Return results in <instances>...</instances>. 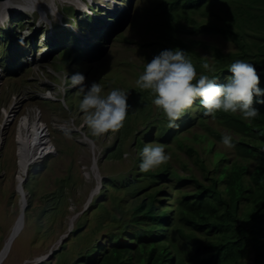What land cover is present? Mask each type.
I'll list each match as a JSON object with an SVG mask.
<instances>
[{
  "label": "rangeland",
  "instance_id": "obj_1",
  "mask_svg": "<svg viewBox=\"0 0 264 264\" xmlns=\"http://www.w3.org/2000/svg\"><path fill=\"white\" fill-rule=\"evenodd\" d=\"M160 1L114 0L122 9L117 10L119 16L111 15L112 21L99 20L96 16V26L93 18H85L82 13L80 18L74 15L73 7L62 0L54 4L49 0L54 11L56 5L66 13L62 24L58 23L60 18L54 16L53 23L45 27L38 13L32 17L28 9L0 14V21L3 17L5 21L0 22V251L23 219L12 249L1 264H76L74 262L88 247L90 250L95 241L108 244L106 233L115 230L121 222L129 221L135 205L146 193L142 188L163 187L166 190L160 194L164 198L163 205L180 195L175 190L195 188L194 182H179L174 177H164L150 187H146L145 176L133 180L141 163L137 160L135 134H142L150 121L156 125L159 118H165L152 103L154 97L136 88V80L145 64L162 51L150 41L161 39L167 43L164 36L168 35V30L163 24ZM190 15L203 21L200 12ZM179 21L187 26L178 34L191 41L194 50L208 62L213 60L214 47L224 52L238 47L234 39L220 33L190 32L193 24L190 18L180 17ZM67 23L74 24L75 30H70ZM75 73L86 77V87L99 83L102 95L114 88L128 93V110L132 111L127 116L132 117L126 116L118 132L99 138L91 135L79 108L83 93L78 90L80 86L71 84ZM196 109L198 106L194 104L185 116L189 114L190 118ZM31 111L37 113L45 128V140L51 147L46 155L39 153L40 157L27 169H22L18 161V133L23 119ZM206 122L220 129L223 135L230 134L214 117H208ZM127 125L132 128L128 129ZM179 130L189 137L194 132H206L198 124V118ZM143 138L146 144L160 143L148 133H144ZM119 140L123 144L115 154L108 155L109 148ZM169 143L172 147L165 151L171 157L173 169L179 174L193 173L200 179L204 178L201 161L209 163L214 149L224 151L231 158L235 154L234 147H226L216 137L212 151L204 148L207 139L193 142L196 148L193 154L184 148H175L174 139ZM125 153H128L127 158ZM94 155L97 168L93 164ZM31 171L34 175L30 193L23 183L27 206L28 198H32L26 216V212L21 215L24 205L17 184L21 176L25 181ZM93 193L96 194L89 201ZM68 236L62 251H57Z\"/></svg>",
  "mask_w": 264,
  "mask_h": 264
},
{
  "label": "trees",
  "instance_id": "obj_2",
  "mask_svg": "<svg viewBox=\"0 0 264 264\" xmlns=\"http://www.w3.org/2000/svg\"><path fill=\"white\" fill-rule=\"evenodd\" d=\"M159 3L163 7V24L168 30L164 37L171 46L161 39L151 40V45L161 50H183L192 59L198 76L208 75L218 83L226 82L223 79L230 75L228 66L234 61L252 63L261 76L260 87L264 88V0H162ZM198 12L203 21L190 15ZM180 17L191 19L190 32L220 33L234 39L238 47L228 52L214 47L213 60L208 62L194 50L191 41L178 34L187 26L180 23ZM205 62L213 71L202 68ZM195 104L198 106L196 113L190 118L189 114L183 115L178 125L190 124L198 118V124L206 132H194L189 137L181 134L179 127L168 128L166 118H161L164 122L159 118L157 126L150 121L142 134L134 136L139 163L142 161L139 153L147 143L144 133L160 142L153 146H163L165 150L172 147L169 140L174 139L175 148H184L193 154L196 150L193 142L207 139L204 148L212 151L215 137L221 139L223 133L206 122L210 116L230 132L235 148L233 158L214 149L209 163L201 161L203 179L193 173L179 174L170 160L147 173L137 170L133 180L145 176L146 187L158 184L164 177H174L179 182H194L195 188L175 190L180 195L166 205L160 195L166 191L163 187L142 188L146 193L135 205L129 221L121 222L115 230L106 233L108 244L95 241L94 246L90 250L88 247L74 263L264 264V104H254L259 113L250 121L243 120L239 113L217 111L214 115H205L199 100ZM129 111L132 109L127 114ZM127 127L131 129L132 125ZM122 144L117 141L109 148L108 155L115 154ZM32 174L33 171L24 181L29 193ZM31 204L30 197L26 211ZM67 239L69 236L57 251H62Z\"/></svg>",
  "mask_w": 264,
  "mask_h": 264
},
{
  "label": "clouds",
  "instance_id": "obj_3",
  "mask_svg": "<svg viewBox=\"0 0 264 264\" xmlns=\"http://www.w3.org/2000/svg\"><path fill=\"white\" fill-rule=\"evenodd\" d=\"M61 1V0H52ZM73 7V14L82 13L93 18L94 25L98 23L96 16L108 21L115 15L111 11L114 7L119 12L117 2L114 0H62ZM43 2L46 4H43ZM40 2L43 12L47 13L42 17L40 9H28L33 17L36 12L40 16V22L45 27L53 23V18L59 17V24L65 18L64 14L56 8L51 13L47 8L45 1ZM112 3V4H110ZM47 8V9H46ZM61 15V16H60ZM53 16V17H52ZM73 18V15H70ZM103 16V17H101ZM74 21L76 19H73ZM5 22V21H3ZM77 24L78 21L76 22ZM4 24V23H3ZM70 30H75V25H69ZM90 26V24L88 25ZM202 68L213 71L208 63H203ZM230 75L226 77L225 83H218L217 80L209 78L208 75L200 74L198 76L196 67L181 49L162 50L155 55L150 62L144 66L142 73L136 80V88L148 91L154 99L152 103L162 111L167 119L168 128H177V121L180 120L187 110L199 100L200 106L205 110V115H214L217 111L224 113H239L245 121L253 120L257 117L259 109L254 104H264V88H261V76L254 64L244 60H236L228 66ZM86 77L82 73H75L71 77L73 87L80 86L79 91L83 93L79 108L85 115V123L93 137L99 138L109 132H118L126 120L128 104V93L114 88L107 95H102V88L99 83L93 82L90 87H86L84 82ZM221 142L226 147H234L230 135H222ZM127 158L128 153L124 154ZM139 156L142 161L139 170L143 173L152 171L170 159L163 146H153L146 144L140 151ZM27 198V197H26ZM94 196L91 198L92 201ZM27 208V207H26ZM26 212V211H25Z\"/></svg>",
  "mask_w": 264,
  "mask_h": 264
},
{
  "label": "bare ground",
  "instance_id": "obj_4",
  "mask_svg": "<svg viewBox=\"0 0 264 264\" xmlns=\"http://www.w3.org/2000/svg\"><path fill=\"white\" fill-rule=\"evenodd\" d=\"M41 1L43 2L44 0H0V14H6L8 12L19 11V10H24V9L33 10V9L39 8L41 16L46 17L47 13L41 11V10H43V8L40 6ZM45 2L47 3L48 10L51 13H54L55 11L51 8L52 4L51 5L49 4V0H45ZM43 4H44V2H43ZM56 8H57V6L55 5V10H56ZM117 10H118V8L116 9L115 7L112 11L110 8L108 9L109 12H112L115 15H117ZM1 17H3V16H1ZM1 19L2 20L0 22L3 21L4 17ZM42 125L43 124H40V121L37 117V113L35 115L32 111L22 121V124L19 128L18 141H17L19 144L18 161H19V164L22 167V169H27L29 167V165H31L38 157H40V156H38L39 153L45 154L49 150V148L51 147V145H49V142L47 140H45V137L47 135H45V133H44L45 128H43ZM95 157L96 156L94 155L93 161L96 160ZM93 164L97 168V165H98L97 162L94 161ZM23 183H24V178H23V176H21L18 179V184H17L18 188L17 189L21 194V204L22 205H24V200H25L24 196H26L25 191H24V187H23ZM96 190H97V188L95 189V191ZM95 194L96 193H93L91 198ZM91 198H90V200H91ZM22 224H23V219L21 218L16 229L12 232V234H10V236L8 237L7 241L5 242L3 248L1 249V251H0V264L5 260V258L7 257L9 252L11 251L13 241L17 235L16 232L20 231V229L22 228ZM64 237H65V235L62 236L61 241L63 240ZM58 243H60V242H58Z\"/></svg>",
  "mask_w": 264,
  "mask_h": 264
},
{
  "label": "water",
  "instance_id": "obj_5",
  "mask_svg": "<svg viewBox=\"0 0 264 264\" xmlns=\"http://www.w3.org/2000/svg\"><path fill=\"white\" fill-rule=\"evenodd\" d=\"M25 197V196H24ZM27 198L25 197V203H24V208H22V210H21V215H23L24 214V212L26 211V207H27Z\"/></svg>",
  "mask_w": 264,
  "mask_h": 264
}]
</instances>
